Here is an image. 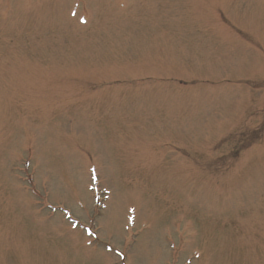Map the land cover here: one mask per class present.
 I'll use <instances>...</instances> for the list:
<instances>
[{
  "label": "rangeland",
  "instance_id": "obj_1",
  "mask_svg": "<svg viewBox=\"0 0 264 264\" xmlns=\"http://www.w3.org/2000/svg\"><path fill=\"white\" fill-rule=\"evenodd\" d=\"M0 264H264V0H0Z\"/></svg>",
  "mask_w": 264,
  "mask_h": 264
}]
</instances>
